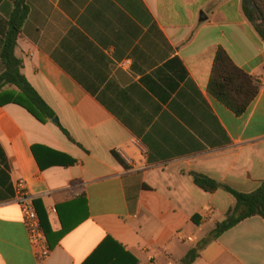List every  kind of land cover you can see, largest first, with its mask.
<instances>
[{
	"label": "crops",
	"instance_id": "crops-1",
	"mask_svg": "<svg viewBox=\"0 0 264 264\" xmlns=\"http://www.w3.org/2000/svg\"><path fill=\"white\" fill-rule=\"evenodd\" d=\"M18 2L0 0V79ZM25 5L14 56L58 122L0 104V264H133L127 254L179 264L236 204L192 173L242 193L264 182V40L243 0ZM220 49L262 83L240 117L209 90ZM1 85L3 100L18 93ZM20 185L54 233L68 231L43 262L15 202ZM194 264H264V218L244 220Z\"/></svg>",
	"mask_w": 264,
	"mask_h": 264
},
{
	"label": "trees",
	"instance_id": "trees-1",
	"mask_svg": "<svg viewBox=\"0 0 264 264\" xmlns=\"http://www.w3.org/2000/svg\"><path fill=\"white\" fill-rule=\"evenodd\" d=\"M25 1L19 0L18 7L11 18V29L5 39L3 51L4 58L7 60V72L4 78L0 79V90L3 88L1 83L6 80L7 85L14 86L18 89V93H13L7 100H3L0 97V104L2 106L7 104L19 105L41 123H47L57 118L56 113L21 73L23 63L14 56L18 39L22 34V28L27 18L28 7L25 5ZM255 2L260 13L249 7V0H243V9L249 21L254 25L256 31L264 40V25L262 23V17L264 18V0H255ZM261 89L262 83L257 78L240 69L226 51L223 49L218 51L209 85V90L214 97L240 117L247 112ZM62 130L70 137L64 128ZM0 159L3 161L6 160L1 146ZM74 163L75 161L71 160L70 164L73 165ZM192 176L196 185L204 191L214 193L220 189H224L235 198L236 204L229 210L226 220L217 224L209 236L203 239L197 247L191 249L179 264H194L200 258L202 250L244 220L252 217L264 218V182L255 192L242 193L230 186L220 184L207 176L197 173H192ZM36 206L46 239L50 248L53 249L68 231L62 230L59 233H54L47 216L39 209L37 204ZM127 255L133 259V264H138V261L134 257L130 254ZM108 264L122 263L120 261H111Z\"/></svg>",
	"mask_w": 264,
	"mask_h": 264
},
{
	"label": "built area",
	"instance_id": "built-area-1",
	"mask_svg": "<svg viewBox=\"0 0 264 264\" xmlns=\"http://www.w3.org/2000/svg\"><path fill=\"white\" fill-rule=\"evenodd\" d=\"M22 209L24 223L28 228L31 245L40 261H45L51 254V248L42 228L41 220L32 197L27 195L22 185L18 187L15 201Z\"/></svg>",
	"mask_w": 264,
	"mask_h": 264
},
{
	"label": "water",
	"instance_id": "water-1",
	"mask_svg": "<svg viewBox=\"0 0 264 264\" xmlns=\"http://www.w3.org/2000/svg\"><path fill=\"white\" fill-rule=\"evenodd\" d=\"M249 7H250L251 9L256 10V11L259 12V9H258V6H257L255 0H249ZM259 13H260V12H259ZM260 15H261V14H260ZM261 17H262V16H261ZM262 23H263V25H264V18H263V17H262ZM54 122H58V120H57V119H54Z\"/></svg>",
	"mask_w": 264,
	"mask_h": 264
}]
</instances>
